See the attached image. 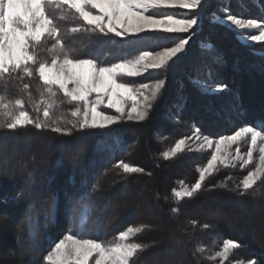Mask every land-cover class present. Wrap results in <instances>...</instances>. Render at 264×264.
<instances>
[{"label": "trees", "instance_id": "trees-1", "mask_svg": "<svg viewBox=\"0 0 264 264\" xmlns=\"http://www.w3.org/2000/svg\"><path fill=\"white\" fill-rule=\"evenodd\" d=\"M229 2L235 12L264 20V0H206L200 29L174 67L167 73L152 70L129 78L135 84L166 78V89L147 120H125L110 132L74 130L70 136L32 126L0 130V172H15L14 177L0 176V264H45L43 257L53 241L73 227L75 213L87 201L94 209L86 229L91 238L110 240L128 226H151L134 238L152 245L134 264H220L210 257L225 239L242 245L226 264L253 259L264 264V183H258L255 196L230 190L250 168L221 167L207 178L202 191L177 203L171 190L181 187V181L193 184L211 152L188 148L172 159L162 156L179 139L191 137L194 128L218 138L264 119V42L243 43L234 30L213 22L211 13ZM81 40L87 41V36L77 34L76 46ZM175 42L152 34L139 50H160ZM209 69L210 85L222 83L226 91L205 95L194 86L192 81L206 78ZM9 94L15 97L17 92L12 88ZM114 135L121 145L113 144ZM119 160L145 172L125 175L114 167ZM97 183L100 187L94 189ZM21 192L24 196L15 199ZM174 207L178 213L171 211ZM30 208L35 235L27 227ZM204 224L210 227L203 229ZM198 245L206 251L193 255Z\"/></svg>", "mask_w": 264, "mask_h": 264}, {"label": "snow or ice", "instance_id": "snow-or-ice-1", "mask_svg": "<svg viewBox=\"0 0 264 264\" xmlns=\"http://www.w3.org/2000/svg\"><path fill=\"white\" fill-rule=\"evenodd\" d=\"M205 3L206 0H0V130L32 126L70 136L74 130L110 132L114 125L125 120H147L166 89V78L140 84L129 82V78L142 77L149 70L169 72L200 26ZM175 9L188 12L172 11ZM211 16L213 22L234 30L241 41L264 42V22L243 18V13L233 14L230 2L228 6L222 4ZM250 32L258 34L245 35ZM77 34L86 35L87 41L81 40L76 46ZM152 34L178 42L160 50H139L145 37ZM174 34L186 35L180 38ZM104 48H108L107 53H103ZM209 50L214 51L211 46ZM220 61L217 55L215 62ZM211 76L209 69L206 78L198 77L192 82L205 95L227 90L222 83L211 86ZM12 88L17 92L15 97L9 94ZM65 105L67 109L56 115ZM193 137L199 143L191 150H211V156L199 168L193 184L181 181V187L171 190L175 202L193 198L204 189L207 178L221 167L239 166L244 170L252 166L230 190L240 196L257 194L258 183H264V119L253 120L217 139L194 128ZM190 139H179L162 153L163 158L172 159L188 150L186 140ZM113 144H122L118 135L113 136ZM242 144L247 145L246 151L241 150ZM114 167L125 175L145 172L144 168L124 160L117 161ZM9 175L14 177V170L11 174L0 172V176ZM221 186L227 188L226 183ZM99 187V183L93 185L94 189ZM23 196L24 193H17L15 199ZM93 211L91 201L81 205L74 215L73 227L43 257L45 264H134L152 246L134 239L151 227L143 223L128 226L110 240L91 238L86 229ZM171 211L178 213L179 209L174 207ZM26 220L29 233L35 235L38 229L31 208ZM191 223L195 225L196 221ZM241 246L236 239H225L210 259L226 264L230 254ZM204 251L206 246L198 245L193 255ZM247 264L260 261L248 260Z\"/></svg>", "mask_w": 264, "mask_h": 264}, {"label": "rangeland", "instance_id": "rangeland-1", "mask_svg": "<svg viewBox=\"0 0 264 264\" xmlns=\"http://www.w3.org/2000/svg\"><path fill=\"white\" fill-rule=\"evenodd\" d=\"M225 6H228V5H226V4H224ZM230 10H231V12L233 13V14H238L239 13V11L238 12H235L234 11V7L233 6H231L230 5ZM172 11H176V12H180V13H182V12H185V11H187L188 12V10H184V9H175V10H172ZM177 18H185V17H183V16H178ZM243 18H248L247 16H244L243 15ZM260 21H262V22H264V20H261V19H259ZM217 24V23H216ZM220 25V24H219ZM200 29V26L199 27H197L196 29H195V31L196 30H199ZM249 34H258L257 32H250V33H245V35H249ZM186 34H182V36H183V38H184V36H185ZM243 43H246V44H253V43H248V42H244V41H242ZM171 46H173V45H171ZM171 46H168V47H171ZM186 48H187V46H186ZM150 71H152V70H149V72ZM148 73V72H147ZM147 73H144V74H147ZM143 74V75H144ZM158 78H155V79H152L151 81H149V82H152V81H155V80H157ZM145 83H148V82H145ZM111 114H115V112H114V110H111V109H109L108 110ZM192 137V139H190V140H186V145H188V148H191V149H196L197 147H198V143H199V141H197L196 139H195V137H193V135L191 136ZM211 138V137H210ZM213 139H217V138H213ZM234 148H235V146H233V150H234ZM214 150V149H213ZM241 150L242 151H246L247 150V145L246 144H242L241 145ZM210 152H211V150H209ZM251 167L252 166H249V170H251ZM61 239V238H60ZM55 241H59V239H57V240H55ZM55 241H53V243H52V245L50 246L51 248L52 247H54L55 246ZM56 242V243H57ZM51 250V249H50ZM49 250V251H50Z\"/></svg>", "mask_w": 264, "mask_h": 264}, {"label": "water", "instance_id": "water-1", "mask_svg": "<svg viewBox=\"0 0 264 264\" xmlns=\"http://www.w3.org/2000/svg\"><path fill=\"white\" fill-rule=\"evenodd\" d=\"M57 241H55L54 243H56Z\"/></svg>", "mask_w": 264, "mask_h": 264}]
</instances>
